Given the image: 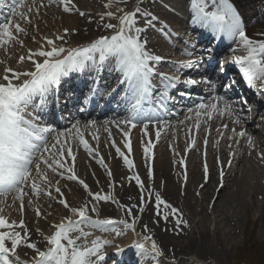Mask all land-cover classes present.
<instances>
[{
	"label": "snow or ice",
	"instance_id": "snow-or-ice-1",
	"mask_svg": "<svg viewBox=\"0 0 264 264\" xmlns=\"http://www.w3.org/2000/svg\"><path fill=\"white\" fill-rule=\"evenodd\" d=\"M180 3L181 0H175L170 11H175ZM4 4L5 0H0V7ZM53 6L65 14L78 13L80 17L86 18L89 24L93 23L92 14L81 11L73 0H11L10 13L0 22V52L4 54V58L0 59V264H29L28 261L21 260L19 249L22 247L35 252L31 264H105L106 248H114L116 255L125 252V247L117 244L116 238L126 235L129 231L138 239L133 240L127 247L135 249L136 255L142 260L160 264L164 251L151 234H143L151 233L152 230L147 223L140 224L141 215H136L135 212L143 214L150 210L153 213V223L157 227L162 223L167 225L173 222L172 231H182V226H187L188 222L183 218L180 209L162 197L161 191L156 190L152 183L146 185L140 175L133 171L135 164L129 158L132 150L130 133L137 127L141 129V144L147 161L154 143H158L162 133L170 127L160 116L162 112L167 113L168 101L174 100L170 90L181 83L180 77L158 72L157 66L161 64L163 57L156 54L149 45L152 33L165 37H172L176 33L172 31L169 23L154 11L156 5L153 0H135L130 7L129 0H103L102 7L105 10L98 13L97 29H103L108 34H100L87 44L73 47L70 46V37L78 33L76 28L63 27L50 35L40 31L37 21L41 19L42 10ZM189 11L193 25L208 31L214 38H226L235 43L237 47L231 49L233 53L237 50L244 52L243 55L234 56L233 63L239 66L240 74L250 87L259 82V86L264 88V39H254L247 34L242 15L232 0H190ZM113 20L116 23L110 22ZM29 27L32 30L31 35ZM259 35L264 37V32ZM26 39L37 47H29ZM182 43L187 45L188 40ZM191 47L194 49L195 45ZM185 54L193 55L187 48ZM212 59L213 49L206 48L197 60L184 61L181 67L198 68L201 61ZM13 60L19 67H13L9 63ZM105 69L110 75L116 74L115 87L99 86L98 81L102 79L101 73ZM219 70L225 71L223 66H219ZM73 73H95L88 94L84 96L81 93L75 98L76 103L81 105L78 108L80 113L87 112V105L95 109L99 99L104 98L106 103H110L115 99L118 89L123 87L119 103L128 114L123 119L105 120L103 127L112 146L116 148L117 155L132 172L126 179L129 184L134 181L138 188V204H123L115 198L116 185L111 182L112 173L102 158L98 163L105 168L109 177L108 192H93L77 175L73 143L82 145L89 155H93L94 149L85 139V133L92 135L93 130L99 131L95 119H89L83 124L80 119H74L70 127L57 130L41 123L37 115L50 104L59 106V90L65 78ZM156 76L160 77L162 85L158 93L157 84L154 83ZM183 84H203L213 93L209 99L200 97L198 102L187 108L189 115L180 123L193 122L187 127L188 133L200 130L202 117L212 120L213 114L221 118L227 116L234 125L241 126L239 131L233 127L228 139L237 144L245 140L249 148L255 147L252 135L242 126L250 120L251 110L248 109V115H245L244 108L237 105H246L247 101L238 102L228 96L231 83L221 85L224 89L223 95L215 94L216 86L208 77L200 80L188 78ZM154 93H157L155 99ZM146 102L152 106L145 108ZM110 125L120 131L128 154L116 147ZM150 126H158L155 130V142L151 139ZM221 127L227 129L228 125L223 124ZM208 131L210 134V130ZM217 132L222 138L220 128H217ZM92 138L99 141L98 135H92ZM187 141L185 153L197 148L194 135H189ZM215 143L218 145L219 140ZM203 144L206 156L208 135H205ZM228 147L232 148L231 143ZM233 155L234 152L229 151V167ZM258 156L264 162V153H258ZM179 163L183 166V159ZM217 163H220L219 157ZM224 174L221 166V187ZM203 177L206 183L209 179L206 162L203 165ZM187 178L185 169V182ZM147 180L154 181L150 165L147 166ZM61 181L76 182L81 186L86 198L79 206L70 204L65 192L71 193L72 189ZM200 187L203 188L204 184ZM41 197L62 206L70 214L64 216L59 223L52 224L50 227L54 231L49 235H45L39 227L34 230L47 244L46 250L43 251L36 242H32L33 230L27 227L24 220L26 203L38 219L52 215L51 212L44 213L41 207L34 206ZM102 203L117 204L129 219H99ZM48 207L52 208V203H49ZM7 209L17 212L19 221L10 220L5 215ZM89 212L95 213L97 219L93 220ZM117 224L122 228L115 227ZM137 225H140L142 232H137ZM94 231L113 233L114 236L105 238L94 235ZM162 231L167 232L169 229L165 226ZM90 237L94 238L89 239Z\"/></svg>",
	"mask_w": 264,
	"mask_h": 264
},
{
	"label": "bare ground",
	"instance_id": "bare-ground-1",
	"mask_svg": "<svg viewBox=\"0 0 264 264\" xmlns=\"http://www.w3.org/2000/svg\"><path fill=\"white\" fill-rule=\"evenodd\" d=\"M132 1L133 2L129 0V3H135V0ZM183 2L187 1L184 0ZM248 2L250 4L253 3L252 7L246 8ZM73 3H75L81 11L91 13L93 23L89 24L87 19L80 17L78 13L74 12L67 15L63 13L61 9L53 6L43 9L41 12V19L37 21L41 33L50 35L51 32L57 29L62 30L63 27L76 28L79 30L78 33L70 37V46L73 47L79 44H87L100 34H108L103 29H97V21L99 19L98 13L105 10L102 7L103 0H73ZM239 3L243 7L241 8V12L245 25H247V34L254 39H264V37L259 35L260 32H264V23H260V18L264 16V0H239ZM10 4L11 0H5L4 6L0 7V20L8 17L10 13ZM131 4H129V7ZM154 9V11H156V8ZM156 13L163 15L169 14L165 16H170V13L165 11V9L159 10ZM186 13L187 15L190 14L188 17L190 18V11H186ZM45 22L47 23V27H45ZM110 22L116 23L114 20ZM29 33L30 35L32 34L31 27H29ZM157 35L159 34L157 33ZM157 35L155 33L150 34V47L151 44L155 46L158 44V46L161 47L157 48L161 50V52H168V54L164 56H177L176 58L179 59L187 58L177 55L178 52L173 51L171 46L165 45L162 47V40L156 38ZM213 39H215L213 35L210 36L209 33L204 31V37H202L203 43L207 40L212 41ZM166 40L167 39L164 38V42H166ZM197 40L200 39L197 38ZM26 43L29 47H37V45L32 44L28 39H26ZM152 49L156 51L154 48ZM194 55L195 57L191 60H197L201 56L197 51L194 52ZM3 58L4 54L0 52V59ZM189 58H191V56H189L187 60H190ZM172 59L174 58H170V60ZM9 63L13 67H19L15 64L14 60ZM166 65L174 70L177 68L178 64L170 62ZM94 75V73L81 74L80 80L85 82L86 77H90L87 81L93 82ZM112 75L114 74L110 75L107 69L102 71V79L98 81L99 86L102 87L106 80ZM77 77L72 78L74 80L73 83L77 82ZM65 82H71V79H65ZM183 87L184 89L187 88L186 86ZM204 88V90L201 89L198 93H193L192 96H189V99L197 101H199L200 97L209 99L213 93L210 92L207 87ZM61 90L65 92V95L68 97L67 100L71 104L76 102L75 98L80 93L78 84H72L71 90ZM119 90L120 98L117 99V97L112 99L110 103H106L102 110L96 111V109H93L90 105L86 113H80L76 116L69 114L68 118L65 117L58 121L54 127L57 128V130H63L65 127H70V123L76 118L80 119L82 124L89 119H95L99 131L93 130L92 135H98L99 141L97 142L92 138V135L85 133V139L88 140L90 147L94 149L93 155H89L82 145L73 143V150H83L86 154L83 161L79 160L78 162V160H75L77 175L89 185V188L93 192L101 190L108 192L110 190L108 187L110 183L109 177L105 168L98 163V160L102 158L103 163L107 165V169L112 173L111 182H114L116 185L114 190L115 198L123 204H138V188L134 181L129 184L126 179L132 175V172L129 171L127 166L123 163V159L117 155L116 148L112 146L108 133L104 131L103 127L105 120L123 119L128 114L124 107L121 109L118 107L116 109L112 108L111 103H119L123 95V88L121 87ZM190 90L196 91L197 89L191 87ZM243 91V95H245V93L247 94L246 90ZM215 94H218L217 87H215ZM178 100L181 101L182 99ZM179 101H177L175 107L169 105L167 113H161L160 118L166 121L170 127H167L166 131L162 133L159 142L154 143V147L150 150L151 156L147 161L145 160L143 146L141 144V129L137 127L132 130L130 133L132 150L129 158L132 159L135 164L133 171L140 175L146 185L152 183L156 190L161 191L162 197L174 207L180 209L183 213V218L188 223L187 226H182V231L180 229L172 231L173 222H169L167 225L162 223L157 227L153 223V213L150 210L145 211L143 214L137 211L135 214L141 215L140 224L147 223L152 230L151 233L143 234H151L162 247L164 255L176 259L178 264H208L207 262H210L207 261L208 258L213 259L215 262L218 261L221 264H264V228L261 230V235L255 236L254 233L255 228L259 227V224L264 226V162H262L258 156V153H264V103L259 104L256 98L250 99L254 108H250V120L242 125L253 137L255 147L249 148L245 140H241L240 143L237 144L228 139L232 134L231 129L236 127L237 131H239L241 126L234 125L227 116L221 118L213 114L212 120H207L206 117H202L200 130L198 132L193 130L192 133H188L187 127L193 122L188 121L187 124L180 123V121H184L185 117L189 114L186 113L177 117L176 112H180L183 109L182 105H184L183 103H179ZM187 102H189V100ZM151 106L152 105L147 102L144 105L145 108ZM244 114L248 115V111ZM262 116L263 118L261 119ZM223 124H227L228 128L225 129L221 127ZM109 127H111L112 139L116 147H119L122 152L128 154L127 149L124 147L120 131L114 126L110 125ZM157 127L158 126H150V135L154 142L156 139L155 130ZM217 128H220V132L223 133L222 138L220 133L217 132ZM208 130H210V134ZM189 135H194L196 137L197 148L185 153L184 149L187 146V137ZM205 135H208L206 156L204 155L203 144ZM217 140H219L218 145L215 143ZM230 143L232 145L231 149L228 147ZM229 151L234 152V155L231 157L232 163L230 167L227 165V161L230 158ZM97 152L98 155H96ZM217 157H219V164L217 163ZM181 159L184 161L183 166L179 163ZM205 162L209 168V179L206 183L203 177V165ZM149 165L154 174L153 182L147 180V166ZM221 166H223L225 173L222 187L221 178L219 176ZM185 169L188 177L186 182L183 179ZM162 182L163 187L161 188ZM61 183H67L72 189L71 193L65 192V196L70 204L79 206L86 198V193L81 186L68 181H61ZM121 184L123 187H121ZM201 184H204L203 188L200 187ZM196 193H199V195ZM214 197L217 199L216 202L215 199L213 200ZM9 202H11L10 197ZM49 203L54 202L49 201L46 197H41L40 200L35 202L34 206L40 205L39 207H41L45 213L54 208L53 204L52 208H49ZM253 209H255V211L252 217L250 215ZM5 215L8 216L10 220L15 219L19 221L20 219L19 214L11 209H7ZM68 215L70 214L68 213ZM89 215L92 219L93 217L97 219L95 213L89 212ZM63 217L64 216L60 215L56 223H59ZM36 218L33 209L28 207L26 203L24 220L27 227L33 230L31 240L32 242H36L40 250L43 251L46 250L47 244L44 245L42 238L34 231L39 227L38 224H36ZM105 218H111L116 221L129 219L119 209L117 204L102 203L99 219ZM93 220H95V218ZM39 225L44 226L40 223ZM165 226L169 231H162ZM115 227L122 228L119 224L115 225ZM50 229L54 231V229ZM137 232H142L140 225H137ZM94 235H101L105 238H112L114 236L113 233H101L99 231H94ZM92 238L94 237H90L89 239ZM128 239L135 240L138 239V237L129 231L126 235L116 238V243L123 245ZM110 249L114 248H106L105 251H109ZM125 249L124 253L116 255L115 262H130L132 264L135 258L131 255L126 256V254H131V249L126 246ZM20 252L25 256H20L21 260L28 261L29 264H31V259L35 256V252L26 247L20 248L19 253ZM182 254L195 258L198 257L205 261V263L195 261L188 263L185 261ZM231 257H233V259H231ZM223 260L225 261L223 262Z\"/></svg>",
	"mask_w": 264,
	"mask_h": 264
},
{
	"label": "rangeland",
	"instance_id": "rangeland-1",
	"mask_svg": "<svg viewBox=\"0 0 264 264\" xmlns=\"http://www.w3.org/2000/svg\"><path fill=\"white\" fill-rule=\"evenodd\" d=\"M130 1L133 2L132 0H130ZM186 1H188V0H186ZM233 1H237V0H233ZM131 2L129 4H131ZM153 2L155 3L156 8H157L155 12L158 11V7H160V8L163 7L165 9H167V8H170L171 9L173 7V5L175 4V0H165V2H164V0H153ZM247 4H250V3L248 2ZM186 7L187 6H185V8H184V4L182 6V4L180 3L179 6H177L175 8V11H167L168 13H170V16H165V15H169V14H164V15L163 14H158V15H160L161 18L165 19L166 22L169 23L170 27L182 25L181 24V22H182V19L181 18L186 16V13H185ZM0 22H2V20H0ZM172 23H174V24H172ZM260 23L261 24L264 23V16H262L260 18ZM185 35H188V34H185ZM153 38H155V37H153ZM185 40H189V39L185 38ZM151 47H157V46H154V44H151ZM173 50L178 51L179 52L178 55H182L183 54L182 52H180V49L178 48V46L173 47ZM175 57H177V56H174V58ZM196 102H198V101H196V100L195 101H191V102H185L184 101V103H183L184 105H182L183 109L180 112L179 111L176 112L177 117L180 116V115L186 114L187 113V108L193 106L194 103H196ZM262 118H263V116L261 117V119ZM73 151H74V155L76 156V160H78V162H79V160L83 161L85 159L86 154H85V152L83 150H73ZM70 183H74V184L78 185L76 182H70ZM214 199H215V202H216V200H217L216 197H214L213 200ZM52 204L54 205V208H52L50 211H48V212H51L52 213L51 216H45L44 219H38V218H36L37 219L36 220V224H38V226L44 231L45 235L51 234L52 231L50 229L51 228L50 226L52 224H55L59 220L58 217L60 215H62V216H67L68 215V212L66 210H64L62 208V206H59V205H57L55 203H52ZM254 211H255V209L252 210L250 216L253 217ZM45 213H47V211ZM94 218L96 219V217H93V219ZM39 223L41 225H44V226H40ZM213 228H214V226H213ZM263 228H264V226L259 224V227H256L255 230H254L255 236L261 235V233H262L261 230ZM42 242H43L44 245L46 244L45 241L43 240V238H42ZM182 256L185 258V261L186 262H188L189 260H193V259L194 260L199 259L198 257L197 258L190 257L189 255H185V254H182ZM231 259H233V257H231ZM162 261H163V264H170V262L176 263V260L175 259L169 258L166 255H164L163 257L160 258V262H162ZM207 261H211V264H218V263L221 264L220 262L217 261L218 262L217 263L213 259H210V258H208ZM224 261L225 260H223V262Z\"/></svg>",
	"mask_w": 264,
	"mask_h": 264
}]
</instances>
